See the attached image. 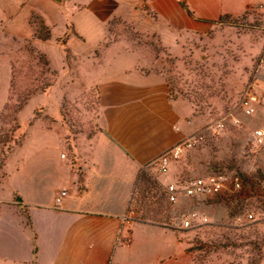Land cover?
I'll return each instance as SVG.
<instances>
[{
  "label": "rangeland",
  "instance_id": "374dc122",
  "mask_svg": "<svg viewBox=\"0 0 264 264\" xmlns=\"http://www.w3.org/2000/svg\"><path fill=\"white\" fill-rule=\"evenodd\" d=\"M17 1L10 0L5 5L2 0L3 7H8H0V101H6L0 112V164L8 154L9 172L25 163L28 165L25 170L34 176L43 192L47 190L52 177L57 175L59 180L55 183L52 180L53 185L59 192L66 187L61 174L65 175L66 167L72 163L76 139L81 134L91 137L102 128L97 76L89 73V66H82L81 61L74 60L72 52L81 57L83 53L91 56L96 48V55L100 56L105 48L122 42L129 50L137 52L140 70L160 71L165 77L172 99L187 114L191 126L188 136L205 132L204 140L197 147L172 162V177L191 179L209 174L239 173L256 185L255 177L260 172L264 175V149H257L251 144V133L259 117L249 118L239 108L242 93L249 84L264 87L263 16L257 13L251 18L224 16L206 35L181 42L179 49L171 52L156 37L144 35L118 19L110 23L108 39L100 44L103 37L101 26L87 10L80 13L74 11L75 22L79 24L80 30L85 31L86 40L72 38L69 42L74 29L72 13L67 11L66 6L55 11L54 7L42 8L38 5L46 19L32 12L23 21L18 14H25L29 10L20 11L16 7L18 5L15 6ZM36 3L33 1V4ZM23 6L25 4L22 2ZM61 13L69 20L67 26L70 30L65 29V33L64 30L59 31L63 26L60 22ZM87 19L88 23L85 22ZM53 23L57 24L54 37ZM24 27L30 29L29 32ZM60 33L63 34L56 39ZM48 36L51 41L43 48L51 57L40 48V42H43L41 39ZM65 47L69 50L66 60ZM60 57L65 60L62 69L58 67ZM153 59L160 64L156 66L151 61ZM47 94L49 97L46 100L53 107L38 105L32 114V106L38 104V97ZM56 97L59 101L56 105L57 113L53 104ZM24 99L27 104L24 107L21 105V108L20 103ZM48 106L51 114L54 113L53 116H57L66 125V137L60 128L59 132H53L52 135L33 133L35 141H26L32 131L27 134L28 127L34 126L37 120L43 118L45 126L52 125L53 120L43 112ZM232 117L240 120L238 128L234 129L228 124V128L218 136H212L207 130L216 121L231 120ZM40 161H43L41 169L33 167L35 162ZM44 161L53 163L51 165ZM157 170V166L151 164L144 169V174L152 178L157 185L155 191L160 193L159 189L163 187L159 180L162 177ZM6 176V172L0 169V184ZM27 177L24 174H13L18 185L25 183ZM144 185L139 181L135 189L132 205L134 219L145 218L149 222L177 228L181 241L185 243L196 264H250L252 260L264 264V249L254 252L249 248L235 250L223 247L226 243L223 238L226 226L241 228L242 233L253 228L264 234V182L261 191L255 194L254 186H247L246 192H242L245 195L237 200L217 197L193 201L181 199L176 204L165 202L168 209L165 207L166 210L161 214L148 207L145 199L148 192L143 190ZM194 211L207 217L208 222L196 228L182 229L184 217ZM250 214L254 215V219L248 218ZM241 231L238 233L241 234ZM202 244L206 246L200 249L199 245Z\"/></svg>",
  "mask_w": 264,
  "mask_h": 264
},
{
  "label": "crops",
  "instance_id": "0c3cea01",
  "mask_svg": "<svg viewBox=\"0 0 264 264\" xmlns=\"http://www.w3.org/2000/svg\"><path fill=\"white\" fill-rule=\"evenodd\" d=\"M4 2L8 5L10 0ZM38 5L54 7L55 11L66 6L72 13L74 33L72 30L69 42L72 38L86 40L74 11L87 10L101 26L100 44L108 39L110 23L118 19L156 37L171 52L177 51L181 42L206 35L224 16L251 18L257 13L264 17V0H18L15 4L20 11L29 10L18 14L23 21L32 12L45 16ZM3 6L0 0V7H8ZM60 16L63 26L59 31L65 33V29L70 30L69 20L63 13ZM51 25L54 37L57 24ZM50 41L40 42L42 51ZM95 51L94 56L83 53L81 57L71 50L74 60L89 66V73L97 76L102 128L91 137L81 134L76 139L72 163L66 174H61L66 183L62 189L68 194L60 204L56 203L60 192L52 183L59 180L58 175L43 192L25 170L28 165L21 163L9 172L10 159L6 160L7 176L0 184V264H196L178 231L138 222L130 214L140 171L188 137L191 126L187 114L172 99L160 71L138 68L136 51L122 42L105 48L100 56ZM65 60L60 57L58 67L64 68ZM48 97L39 96L31 113L38 105L52 106ZM4 101H0V112ZM58 103L56 97V113ZM43 112L53 120L52 125L45 126L43 118L37 120L28 127L27 134L32 131L26 141L34 142V134L52 135L60 128L66 137V125L51 114L49 106ZM34 166L41 169L43 161ZM14 173L28 175L27 181L18 185Z\"/></svg>",
  "mask_w": 264,
  "mask_h": 264
},
{
  "label": "built area",
  "instance_id": "2783aa9c",
  "mask_svg": "<svg viewBox=\"0 0 264 264\" xmlns=\"http://www.w3.org/2000/svg\"><path fill=\"white\" fill-rule=\"evenodd\" d=\"M239 108L249 118L259 117V122L251 133V144L257 149H264V87H259L255 83L249 84L242 93ZM228 124L235 129L241 125V122L234 117L231 120L222 119L211 124L207 130H209L212 136H218L228 128ZM204 133V131H201L200 133L186 137L157 159L155 165L162 177L159 182L167 193L168 201L176 204L181 199L193 201L217 197H228L229 199L237 200L238 197L240 198L245 195L243 193L246 192V188L249 185L254 186V194L260 192L262 188L257 189L259 186L257 183L254 185L248 181L247 177H242L239 174L228 175L226 173H218L191 179L171 176L170 166L172 162L197 147L204 140ZM67 194L66 190H62L56 198V203L60 204ZM130 214L131 219L134 218V212L132 211ZM248 218L252 220L254 219V215L250 214ZM207 222V217H202L198 212L194 211L184 217L181 228H196Z\"/></svg>",
  "mask_w": 264,
  "mask_h": 264
},
{
  "label": "trees",
  "instance_id": "16d2710c",
  "mask_svg": "<svg viewBox=\"0 0 264 264\" xmlns=\"http://www.w3.org/2000/svg\"><path fill=\"white\" fill-rule=\"evenodd\" d=\"M41 41H43V42L49 41V36L48 37H43V39H41ZM68 51L69 50L65 47L66 59H68V55H69ZM26 104H27V100L24 99V101L22 103H20V107H21V105H22V107H24ZM8 150H10V148ZM11 151L12 150H10V152ZM10 152H8V153H10ZM7 157H8V154H6V160H7ZM6 160H4L3 163L0 164V169H2L4 172H5ZM237 174H239V173H237ZM239 175H241L242 177H245V175H242V174H239ZM255 178H257L255 180V182L260 186V188H263V182H264L263 173L260 172L258 177H255ZM139 181H141V184L145 183V185L143 187V190L148 192L147 193L148 196L145 199H146V202L148 204V207H150V210L156 209L157 210V214H161L162 212H164L166 210L165 209V207H166L165 202L169 203L168 196H167V193L165 192V190L160 188L159 189L160 193L156 192L154 188H156L157 185L152 181V178L149 177L148 174H144V169H142L140 171V174L138 176V180H137V183H136V188H137V185H138ZM248 181H250V180L248 179ZM145 186H147V188ZM134 195H135V192H134ZM134 195H133V198H132V205H133V202H134ZM145 199H144V201H145ZM237 203L241 204L239 202H237ZM262 203L264 204V202H262ZM148 212H149V209H148ZM136 221L143 222V223H146V224L159 225V226H163L165 228H169V229H172L174 231H177V228H175L173 226H170L169 224H164L163 225L162 223H158V222H149V221L145 220V218H140V219L136 218ZM246 221H248V220L246 219ZM251 225H253V224H251ZM241 230L242 229L238 228V227H235V228L234 227H228V226L225 227L224 235H223V238L226 240L225 245H223V247L225 249H231L232 248V249H235V250H242L244 248H249V250H253L254 252H261L264 249V234L259 232L257 229L253 230V228L250 231H247L246 233H242ZM229 231H232V232H229ZM240 231H241V234L238 233ZM199 246H200L199 248L201 249V247L204 248L206 245L202 244V245H199ZM251 260L252 259H250V261ZM251 263L252 264H258V262H255L253 260H252V262H250V264Z\"/></svg>",
  "mask_w": 264,
  "mask_h": 264
}]
</instances>
